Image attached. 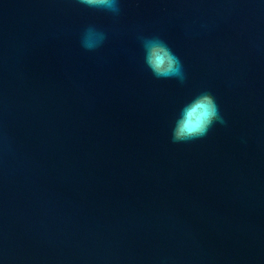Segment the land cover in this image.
Here are the masks:
<instances>
[{"label": "water", "instance_id": "obj_1", "mask_svg": "<svg viewBox=\"0 0 264 264\" xmlns=\"http://www.w3.org/2000/svg\"><path fill=\"white\" fill-rule=\"evenodd\" d=\"M119 3L0 0V264H264V0ZM201 91L226 124L172 143Z\"/></svg>", "mask_w": 264, "mask_h": 264}, {"label": "clouds", "instance_id": "obj_2", "mask_svg": "<svg viewBox=\"0 0 264 264\" xmlns=\"http://www.w3.org/2000/svg\"><path fill=\"white\" fill-rule=\"evenodd\" d=\"M81 5L98 9L118 17L121 14L119 0H77ZM107 33L95 26H87L81 34V46L95 51L107 40ZM144 51V64L157 79H176L184 84L187 74L184 65L168 43L159 35L138 34ZM226 124L215 97L209 91H201L185 103L174 120L172 143H187L206 137L214 124Z\"/></svg>", "mask_w": 264, "mask_h": 264}]
</instances>
